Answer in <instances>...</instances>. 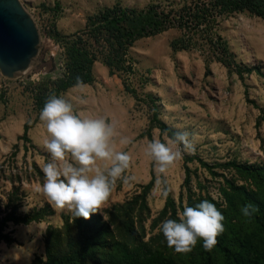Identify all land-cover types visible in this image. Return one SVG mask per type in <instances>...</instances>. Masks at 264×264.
<instances>
[{
  "label": "rangeland",
  "instance_id": "rangeland-1",
  "mask_svg": "<svg viewBox=\"0 0 264 264\" xmlns=\"http://www.w3.org/2000/svg\"><path fill=\"white\" fill-rule=\"evenodd\" d=\"M196 1L20 0L37 26L40 46L23 74L8 79L0 73V224L3 233L13 238L11 243L0 240V264H34L36 258L45 259L48 240L51 243L57 235V242L65 243L67 224L71 237L78 238L76 224L83 222L67 210H57L35 190L43 184L42 167L50 160L42 144L46 130L39 119L42 109L36 104V90L42 82L51 89V80L63 72L62 49L53 41L52 31L82 30L90 16L116 3L136 10L152 4L178 10ZM206 35L174 26L137 39L127 51L130 69L110 74L99 59L92 65V81L84 84L82 92L73 86L56 95L72 103L80 118L113 123L116 149L131 157L123 174L128 182L117 180L108 203L95 213L108 223L112 238L127 239L123 230L127 220L141 240L161 247L181 264H198L202 239L190 252H176L159 231L164 220L178 221L185 206L208 200L222 213L225 226L231 214L223 195L229 190L228 181L246 186L264 200V180L256 174L244 179L230 165L234 161L264 166V22L248 11L221 14L211 22V39ZM181 39L189 42L188 49L172 47ZM230 59L252 72L237 74L224 64ZM154 119L175 133L187 131L195 143L193 154L183 152L182 159L163 174L145 155L149 141L171 139ZM123 137L131 142L121 145ZM97 164L104 166L102 161ZM158 179L165 183L158 186ZM164 187L169 189L166 199L161 195ZM36 211L45 212L37 221L12 220L13 214L23 217ZM232 223L253 228L244 214L239 219L232 215ZM211 257L220 263L217 252ZM101 264L108 263L103 259Z\"/></svg>",
  "mask_w": 264,
  "mask_h": 264
},
{
  "label": "trees",
  "instance_id": "trees-1",
  "mask_svg": "<svg viewBox=\"0 0 264 264\" xmlns=\"http://www.w3.org/2000/svg\"><path fill=\"white\" fill-rule=\"evenodd\" d=\"M242 11H248L264 22V0H197L194 6L183 5L178 10L161 8L155 4L136 10L116 3L90 16L82 30L71 34H61L53 30L51 37L62 49L63 72L55 80H51V89H47L46 83L38 84L36 104L42 109L51 94L57 95L75 86L77 76L82 79L83 84L90 83L92 65L99 59L108 67L110 74L115 70L130 69L127 51L137 39L152 36L174 26L187 32H206L209 38V29L215 16ZM189 46V42L184 39L172 42L174 49H188ZM222 51L225 53V49ZM224 64L233 67L239 75L252 72L251 68H242L231 59L225 60ZM154 120L158 128L174 139V131ZM26 132L27 127L24 135ZM230 165L244 179H251L256 174L259 179L264 180V166L234 161ZM227 183L230 191H224L223 195L230 206L231 214L223 226V232L217 236L214 247L205 249L201 240L199 258L196 261L198 264H215L211 256L217 252L221 259L219 264H264V200L258 198L257 192L248 190L244 185L231 181ZM245 205H251L255 209L251 215L245 216L253 225L250 230L232 223V215L239 219ZM44 213L36 211L23 217L13 214L12 220L27 224L39 220ZM77 217L80 216H74ZM80 218L83 222L77 221L76 224L78 238L71 237V228L67 224L65 228L68 236L65 243H58L57 235L52 238L51 243L48 240L45 259L36 258L34 264H101L103 259L108 264H181V260L165 255L161 247H153L141 240L138 232L127 220L123 223L127 239L120 240L112 238L111 228L99 215L93 213L89 219ZM3 226L1 223L0 240L11 243L13 238L3 233Z\"/></svg>",
  "mask_w": 264,
  "mask_h": 264
},
{
  "label": "clouds",
  "instance_id": "clouds-1",
  "mask_svg": "<svg viewBox=\"0 0 264 264\" xmlns=\"http://www.w3.org/2000/svg\"><path fill=\"white\" fill-rule=\"evenodd\" d=\"M75 80L74 87L82 92V79L77 76ZM39 119L46 130L42 144L50 154V160L42 167L44 182L35 190L57 210H67L73 216L89 219L91 214L103 210L117 180L128 182L129 178L123 174L130 166L131 157L116 149L113 123L104 118H80L74 114L72 103L55 94L46 100ZM27 122L31 123L30 120ZM130 142L128 137L120 140L121 145ZM176 145H182V149L174 150ZM183 152H195V143L187 131L177 132L174 139L167 142L153 139L145 147V155L154 161L158 174L165 173L181 160ZM98 161L104 162V166H98ZM164 183L157 180L158 186ZM168 192L167 187L161 189L165 199ZM241 211L249 216L255 209L245 205ZM223 219L214 203L203 200L194 207L185 206L178 221L164 220L159 231L176 252H190L198 239H202L203 247L210 250L223 232Z\"/></svg>",
  "mask_w": 264,
  "mask_h": 264
},
{
  "label": "water",
  "instance_id": "water-1",
  "mask_svg": "<svg viewBox=\"0 0 264 264\" xmlns=\"http://www.w3.org/2000/svg\"><path fill=\"white\" fill-rule=\"evenodd\" d=\"M40 35L20 0H0V73L13 79L34 62Z\"/></svg>",
  "mask_w": 264,
  "mask_h": 264
}]
</instances>
